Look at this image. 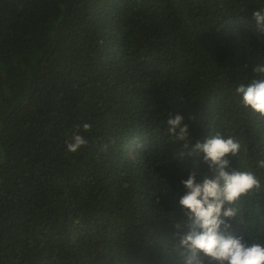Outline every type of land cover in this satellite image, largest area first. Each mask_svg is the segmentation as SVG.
<instances>
[{
	"label": "trees",
	"instance_id": "obj_1",
	"mask_svg": "<svg viewBox=\"0 0 264 264\" xmlns=\"http://www.w3.org/2000/svg\"><path fill=\"white\" fill-rule=\"evenodd\" d=\"M259 9L0 0V264H183L181 181L212 173L168 133L171 113L193 145L217 132L240 142L231 168L253 171L261 191L230 223L264 236V118L236 93L264 64ZM77 133L88 144L72 153Z\"/></svg>",
	"mask_w": 264,
	"mask_h": 264
},
{
	"label": "clouds",
	"instance_id": "obj_2",
	"mask_svg": "<svg viewBox=\"0 0 264 264\" xmlns=\"http://www.w3.org/2000/svg\"><path fill=\"white\" fill-rule=\"evenodd\" d=\"M258 29L264 32V9L253 13ZM259 78L250 83H241L236 93L241 97L239 103L253 114L264 118V64L253 69ZM181 114H170L167 119V131L176 141L183 142L188 156L201 158L208 165L211 175L198 180L196 171H192L181 183L186 189L179 199L186 221L175 223V235L179 240L178 248L183 249V264H264V236H238L233 231L232 220L240 218L242 200L261 191V182L253 171L231 168L227 158L229 154L238 156L241 144L234 137H225L217 132L204 142L197 140L192 144L189 126L183 123ZM79 129L80 126L77 125ZM85 132L91 131V125L83 124ZM88 140L80 134H74L66 142L67 150L75 153ZM184 153V155H185ZM264 168V160L258 161ZM231 170H226L230 169ZM187 228L186 232L182 229Z\"/></svg>",
	"mask_w": 264,
	"mask_h": 264
}]
</instances>
